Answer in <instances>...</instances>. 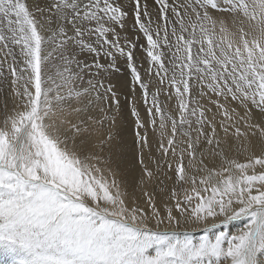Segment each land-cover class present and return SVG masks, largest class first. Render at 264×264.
I'll use <instances>...</instances> for the list:
<instances>
[{
	"label": "snow or ice",
	"instance_id": "1",
	"mask_svg": "<svg viewBox=\"0 0 264 264\" xmlns=\"http://www.w3.org/2000/svg\"><path fill=\"white\" fill-rule=\"evenodd\" d=\"M153 2L133 0L129 29L122 0H0V251L15 264H264V0ZM121 58L140 91L138 183L109 155Z\"/></svg>",
	"mask_w": 264,
	"mask_h": 264
},
{
	"label": "bare ground",
	"instance_id": "2",
	"mask_svg": "<svg viewBox=\"0 0 264 264\" xmlns=\"http://www.w3.org/2000/svg\"><path fill=\"white\" fill-rule=\"evenodd\" d=\"M28 2L31 4L33 0H28ZM37 2L43 6L45 3V0H37ZM171 3L172 0H169ZM124 8L128 11L129 16H128V24L127 27L129 28L132 23H134L133 20V10H134V5L131 0H122ZM148 8L150 12L152 13H157L158 12V6L153 2V0H147ZM143 42V40H141ZM137 57L139 59H142L143 61V54L142 53H137ZM88 59H91L88 57ZM121 64H124L123 59L121 58L120 61V67L122 71L120 73L115 74L112 77L111 82L116 86V90L119 94L124 95L127 97L128 100L132 101L133 95H135L138 98V91L136 90L135 93L131 91V80H130V73L124 71L125 65L121 66ZM147 67V65H144ZM137 107L141 111V115L144 116V108L142 105H137ZM255 111V110H254ZM257 118H259V114L256 113ZM115 143L111 144V152L109 155L112 158V166L113 168H117L119 172L126 178V180L131 183L133 180H136L138 183V178L140 176V164L138 162L139 156L138 152L135 150V145L134 144H122L120 143L117 139H114ZM113 143V142H112ZM258 151V150H257ZM243 162V161H242ZM137 193H139V188H137ZM246 224L245 219H238V221L233 222L232 224L229 223L228 229L229 233L235 234L238 233ZM223 227V226H222ZM199 232V231H195ZM202 232V231H201ZM3 251H0V254ZM6 261L9 263H15L16 257L12 255H4L2 256L0 264H6Z\"/></svg>",
	"mask_w": 264,
	"mask_h": 264
},
{
	"label": "rangeland",
	"instance_id": "3",
	"mask_svg": "<svg viewBox=\"0 0 264 264\" xmlns=\"http://www.w3.org/2000/svg\"><path fill=\"white\" fill-rule=\"evenodd\" d=\"M132 3H133V0H131ZM134 5V3H133ZM133 24V23H132ZM132 26V25H131ZM131 26L129 27V29H131ZM133 31H130L128 33V35H132L133 34ZM138 60L142 61V59H139L137 57ZM124 64H121V66H124ZM125 70L126 72L129 73V70L127 69L126 65H125ZM130 75V74H129ZM130 80H131V76H130ZM138 91V94H140V91L139 89H137ZM119 98L121 100V103L122 105H126V108L124 109L123 111V115L118 119L117 121V125L113 128V136H114V139H117L120 143L122 144H134V141H135V131H136V127H135V117H133L130 113V108H131V104H132V101L128 100V99H125L126 97L124 95H121L119 94ZM140 95H138L139 97ZM5 102V96H4V89L3 88H0V108H2L3 104ZM115 141L113 140V143L114 144ZM238 220H235L233 222H236ZM247 222V221H246ZM232 224V222L230 223ZM229 225V224H228ZM228 225L226 226H221L220 228L218 229H215L214 231H220V230H224V231H228L229 232V229H228ZM204 233L199 231V232H193V236L196 238V239H199V237L201 235H203ZM4 255H11V254H8V253H5V252H2L0 254V262H1V259H2V256ZM6 264H15V263H9L8 261H6Z\"/></svg>",
	"mask_w": 264,
	"mask_h": 264
}]
</instances>
